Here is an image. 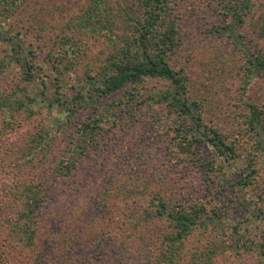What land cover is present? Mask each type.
<instances>
[{
  "label": "trees",
  "instance_id": "1",
  "mask_svg": "<svg viewBox=\"0 0 264 264\" xmlns=\"http://www.w3.org/2000/svg\"><path fill=\"white\" fill-rule=\"evenodd\" d=\"M186 1L0 0V177L16 181L0 180V264H242L250 253L264 264V231L246 238L230 212L247 207L234 189L252 190L264 220V97L248 96L264 86V42L246 38L264 0L185 12ZM201 24L198 48L235 56L239 111L226 125L205 122L189 86L185 40ZM39 79L52 91L36 109ZM54 104L64 118L48 132L41 110ZM237 159L245 167L226 178ZM103 222L92 253L77 254Z\"/></svg>",
  "mask_w": 264,
  "mask_h": 264
},
{
  "label": "rangeland",
  "instance_id": "2",
  "mask_svg": "<svg viewBox=\"0 0 264 264\" xmlns=\"http://www.w3.org/2000/svg\"><path fill=\"white\" fill-rule=\"evenodd\" d=\"M75 1L76 0H50L49 5L46 8L50 10L52 4H54V8H57L58 6L68 7L73 5ZM190 1L191 0H187V4L183 7V10L186 9L185 12H189L190 9H193L194 6H197L198 4V0ZM203 30L204 26L201 24L200 30L193 34H189L185 40V50L190 53V59L187 61L189 86L194 98L203 99L202 103L204 108L205 122H207L209 125H212V123L216 122H223L225 124L227 120H231L235 117L234 113H238L239 111L238 105L236 106L237 103L234 100V98L238 97V94L240 93L238 90L239 84L236 75L232 73L235 67L234 65H236L234 63L235 56H219L221 52H219L218 49H223L222 52L225 54L226 50L224 49L226 48L220 46L214 41L211 43H205V48L203 49L198 48L199 45L195 44L197 42L196 39L199 38L200 33L203 34ZM246 38L248 42H251L252 39V43L257 41L264 42V19H260L259 11H255L254 17L251 19V24L248 25L246 29ZM212 44H214L213 47H217L213 48ZM226 46H228V44ZM2 47L3 46L0 45V59L4 55L2 52ZM90 49L91 55H96L104 50L103 46L99 44H93ZM43 72L46 73L45 70ZM253 83L254 82H252V85L250 86L251 88L249 90L248 96H250L251 99L264 97V86ZM67 84V86H64V88L61 89L63 94L68 92V87L70 84ZM29 90L31 92V96H37V101L44 100V102L40 104H37V102L35 103V105H37L35 106L36 109L39 106L41 107L45 105L46 102L51 101L48 97L52 91V87L46 79H43V81H40L39 79L36 83L32 84ZM41 113V123L48 132H53L57 127V121H61L64 118L62 106H59L58 104H54L53 108L48 112L46 109H42ZM149 146V152L147 154H149L151 158H157L161 156L163 150L161 145L157 146L156 144H150ZM213 153V149L209 148L208 154L213 155ZM215 162L217 165H220L219 160H216ZM244 167L245 163L241 159L230 161L228 164H225L223 170L225 173L224 175L226 178L234 180V177L239 172H241ZM218 176L221 177L220 174H218ZM0 180L7 184L16 182L8 176L4 177L3 179L0 177ZM233 194L234 196H232L231 199H235L236 201L238 199L239 201L244 202L245 206L247 207H245V210L238 207V210L236 208L231 209V215L233 218L240 220L242 233L246 235V238L252 239L256 237L258 233L264 231V220L256 219V216L253 215L255 214V210L258 208L257 204L255 205V201H257L255 192L252 190L248 191L247 189L235 188ZM82 206L84 207V213H89L88 204H83ZM262 207L264 208L263 204ZM104 225V230H107L109 224H104V222L102 224H96L94 228H89L91 237L84 236V238L81 240L79 249L77 250V254L88 256L92 253V243L95 239H99V234L102 232L101 229ZM106 260L108 259L105 257L104 261ZM103 264H105V262ZM242 264L257 263L254 255L250 253L243 259Z\"/></svg>",
  "mask_w": 264,
  "mask_h": 264
}]
</instances>
